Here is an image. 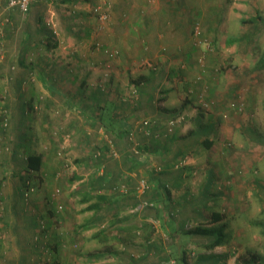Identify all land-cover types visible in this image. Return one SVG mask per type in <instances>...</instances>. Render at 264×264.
<instances>
[{
  "label": "rangeland",
  "instance_id": "1",
  "mask_svg": "<svg viewBox=\"0 0 264 264\" xmlns=\"http://www.w3.org/2000/svg\"><path fill=\"white\" fill-rule=\"evenodd\" d=\"M33 1L29 11L25 13L17 8L8 9L6 0H0V181H3L0 189L3 193L0 201V264H17L16 260L19 254H25L31 264H43L45 258L49 259L50 264H54L52 259L54 254L57 255V261L60 264H121L122 260L126 261V256L131 255L129 253H133V256L145 253L146 250L143 249L145 247L140 245L148 244L150 246V243L154 241H164L161 243L168 245V248L165 246L164 250L171 254L165 264H180L174 257L179 258L183 250L185 251L186 264H199L200 255L203 254L200 252L203 249L195 241H205L207 238L205 234L197 233L190 238L183 234L182 229H173V227L180 226L183 221L184 230L193 228L199 222L207 223L211 211L216 210V207L209 208L210 205L207 203L210 200L208 198L210 192L201 196L204 191L202 189L206 184L208 171L220 168L223 172L219 175V186L226 187V184H234L242 191V195L228 201L229 206L233 207V212H231L233 216H227L226 219L219 222L207 223L205 226L219 227L225 221L229 223L228 227L231 229L223 231L229 235L227 240L231 241L227 245L230 250L229 255L233 257L230 264H264V68L258 67L259 61L264 57V0H226L218 6L217 12L221 15L227 8L228 14L231 3H234L235 6L231 10V13L236 16L235 22L234 20L229 21L228 25L224 26L225 29L234 23L227 38L228 41L232 38L235 40L226 42V44L222 43L226 36H221L223 33L221 28L218 30L219 37L213 38L211 37L213 31L205 34L202 27L210 26L209 20L204 25L201 21L194 20L196 22L193 26H197L200 32L199 35H195L194 27H192L191 45L196 48V51L189 58L180 55L181 60L177 63L178 66L182 64V69L187 71V73L185 72L186 76L184 75L181 79L182 85L179 94L177 93L173 97L174 100L182 97L184 101L178 103L181 104V107H177L171 115L158 117L156 114H161L162 110H153V113L150 114V106H139V102L133 104L135 106L134 117L130 119L129 127L124 128L127 129L123 133L124 137L119 138L118 141L116 140L118 137L100 123L99 125L85 124L92 129V134H87V129L81 126L86 122L81 119L80 115L84 111L90 114L92 108L103 109L102 103L109 100V97L116 96L117 93L119 97L121 94L127 96L126 93L130 89V94H136V81L140 80L139 72L152 70L151 66L154 61L150 58L143 62L142 59L134 61L132 67L140 65L139 67L143 69L135 71L130 69L125 73L120 70L111 72L108 68L110 66L108 61H104L103 65L92 63L90 75L94 76L95 83L90 84L91 88L86 92V87L79 85V82L77 84L72 81L75 62H77L75 57L85 63L86 58L81 54V49L87 46L91 51H96L98 47L100 48L102 44L96 43L97 39L106 33V26L111 27L112 25L111 7L106 0H76L74 3H64L62 0ZM98 5H102L103 7H101L105 11L103 22H99L93 14L94 7ZM37 13L43 20L40 24V33L35 32L32 27L28 29L26 26L28 23L26 18L28 20V16L32 17ZM203 16L210 15L204 13ZM251 17H254L256 21L247 23L240 21ZM27 29L31 30L34 37L27 43L28 46L32 45L27 57V59H31L28 61L34 63L38 68L42 66L45 73L54 78L53 82L57 80L64 82V78L68 79L71 84L57 85L58 92L62 95L76 94L82 100L77 101V98L73 96L71 106L62 101L59 104L55 103L53 107L48 106L46 103L49 99V92L44 93L39 90V87L34 86L39 77L37 70L32 68L27 71L26 96L31 99L35 98L39 106L37 112L35 111V113L33 110L28 117L31 121L35 117L37 125L39 126L41 123V127L47 123L44 131H39L40 133L37 135L33 131L27 132V136L32 140L31 148L46 152L44 149L47 147L50 159L43 167V172L48 174L46 178L41 179L39 173H33L29 179L33 188L27 192L26 196H22L20 174L24 175L25 172L21 173L20 166H14L11 161L2 162V158L16 143L14 123L9 121L7 126V120H12V116L16 121L18 119L16 116L17 102H12L8 108L6 104L9 95L15 93V89L14 92H11L12 86L10 85L15 79L14 73L17 69V62L7 59V50L10 49V47L7 48V43L10 41L11 47H17L20 35H23ZM12 33L15 35L13 40L7 38V35ZM223 34L225 35V32ZM237 36L241 38L238 39ZM79 37L84 38L85 41ZM48 40L51 43L57 42V46L48 49L45 46ZM164 49L162 51H165ZM166 55L163 53L160 54V57ZM90 61L95 60L91 59ZM82 68V64L78 66V71L81 73H83ZM81 78L79 76L77 79L80 81ZM98 78L100 80H97ZM143 80L146 85H150L145 79ZM93 93L95 94L93 103L84 100L85 95ZM162 94L159 86V90L155 93V104L159 107L163 105ZM55 96L58 95L55 94ZM127 97H131V95ZM67 110L81 112L76 114L80 119L76 121L77 125L75 126L78 128L74 131L66 130L65 123L54 124V119L61 121L67 115L70 116ZM123 113H119V115L125 116L126 113L124 111ZM106 115H108L106 118L110 120L112 115L109 109L106 111ZM178 115L183 116V119L176 124L173 132L176 129L178 131L184 129L180 135L185 134L190 127L195 125H199V128L212 125L208 132L197 133L195 138L194 135H189L186 140L188 147L183 152L181 161L185 160L184 167L187 165L192 167L187 174L189 176L188 186H185V189L191 191L192 195L187 196L183 190V192L181 191L183 194H173L176 193L174 191L167 199L168 205H165L163 199L160 198L150 203L152 207L150 209V206L143 205L146 200L142 199L141 204L137 207L139 199L142 197L140 195L145 193L149 187L150 173L147 174V171L151 164L141 167L134 162L128 163L127 167L123 166L124 169L121 171L117 170L115 163L125 158L127 153H133L134 144H137L135 148L139 149L142 154L147 150L144 148L145 145L150 149V135L138 131L140 122L143 120L153 121L154 129L158 131V127L160 132L164 133V125L168 119ZM39 117L42 118L41 122L37 120ZM82 118L84 117L82 116ZM80 122L82 123L78 125ZM31 123L35 129L34 121ZM38 126H36V130ZM25 130L22 132L26 138H23V142H19L23 146L27 139ZM130 132L133 133V139L128 136ZM141 134L145 136L143 137ZM166 136L168 135L161 134L156 139L161 141L166 139ZM206 138L211 140L209 148L202 145V141ZM110 140L118 156L113 158L107 157L106 154V156L97 159L95 150L102 147L103 151L104 145L106 147V142H111ZM84 147H87L86 151L83 150ZM57 149L60 155L56 153ZM53 152L55 154H52ZM148 153L150 154V150ZM134 155L136 158L143 157ZM64 159L68 165H65ZM227 160L230 162L217 166L218 161L224 163ZM19 161L22 162L18 159L16 163ZM148 161L150 163V157ZM153 167L161 169L157 171L164 170L162 165L157 163ZM170 169L177 170L173 165ZM226 169L229 171L228 175H226ZM101 171L107 173L106 178L110 176L111 181L118 182L125 175L128 177L127 180H130V174L133 173L135 181L132 183H135V191L129 192L130 185L127 184V192L113 196L108 195L109 200L93 196L83 201L85 191H89L86 189L89 187V182L95 181L96 172L98 174ZM50 175L54 177L50 178ZM142 180L147 185L143 192L138 189ZM14 186L17 187L16 190H14ZM151 188L149 187V189ZM8 189L13 192L11 196L5 194ZM127 194L128 196H125ZM121 195H124L126 200L119 207V219L128 223L127 231L122 233L112 231L114 228L111 230L112 227L109 225L112 220H103L95 227L90 226V228L79 226L87 223L88 217L98 209L87 208L89 205H100L99 207H101L108 202L112 203L111 199L115 196V201H117L119 199L117 197H121ZM188 198L191 202H186ZM221 200L223 198L219 199V203ZM194 203L201 205V219L196 217L199 211H194ZM131 209L132 211H130ZM140 209H144L149 216L147 219L135 221L133 212ZM9 216L14 219L21 217L24 220L25 218L30 222V225L26 226L25 224L20 234L14 233L12 227L7 225ZM104 230L107 231V234L103 233ZM100 231L102 232L100 233ZM20 236L21 244L16 242ZM38 237L39 239H37ZM129 237L136 240L137 251H126L127 247L123 242ZM180 238V243H176ZM25 239H28V245L25 244ZM119 243L122 244L119 245ZM53 247L57 250L54 254ZM107 249H118V251L114 255V251L110 253L111 250ZM95 253H101L100 257L93 258L92 255ZM109 260L111 262H106ZM146 262L150 264V256L141 258L138 264ZM156 264H161V262H156Z\"/></svg>",
  "mask_w": 264,
  "mask_h": 264
},
{
  "label": "crops",
  "instance_id": "2",
  "mask_svg": "<svg viewBox=\"0 0 264 264\" xmlns=\"http://www.w3.org/2000/svg\"><path fill=\"white\" fill-rule=\"evenodd\" d=\"M224 1L226 0H106L107 4L111 7L110 20L112 25L111 27L106 26L105 27L106 33L99 36V39H97L96 43L99 42L103 46L100 45V48L98 47L96 51H91L87 46L81 49L80 51L81 54L86 58L85 63L80 62V58L75 57L78 64L77 62H75V71L73 72L72 75L73 78L72 81L77 84L79 82V85H81L82 87H86V92H87L91 88L90 84H93V82L95 81L94 76L90 75L92 63L94 65H97L98 63L103 65L104 61H108V63L110 64L108 68L110 69L111 72L114 70L116 72L120 70L125 73L127 71H130V69H132V71L139 69L142 70L143 68H140L139 67L140 65L136 67H132L134 61H138L139 59H142L143 62L144 60H148L150 58L154 62L153 65L151 66L152 70L149 71L150 73L148 71H142V72L140 71L141 73L139 72L138 77L140 78V80L136 81L137 83L135 82L137 87L136 94L134 93H133L134 95H132V93L130 94L129 93L130 89H129L126 94L131 95V97H127L128 95L122 96L121 93H120L121 94L120 97L118 96V93L116 96L109 97L108 98L109 100L104 101L102 103L104 107L103 109L96 110L95 108H92V112L90 111V114L84 111L81 114L84 118H82L81 115L80 117L86 123L81 124L82 122H80L78 123V125L81 124L82 127L86 128L87 134H92L91 133L92 129L87 127L85 124H91V125H95V124L99 125V123L103 124L105 127H107V129H110L111 133H116V136L118 137L116 138V140L118 141L119 138L124 137L123 133L127 131V129L124 128L129 127L130 125L129 121L132 117H134L135 106L133 104H136L137 102H139V106L142 107L150 106V114L153 113V110L156 111L162 110L163 112L161 114L160 113L156 114V116L158 117H165L166 115L173 114V112L177 107H181L180 106L181 104L178 103L179 102L182 103L184 101L182 100V97H179L178 99L175 100L173 99V97L175 96V94L177 93L179 94V90H181L180 87L182 85L181 79L187 73L185 69H182L181 66L183 65L181 64V66H178L177 63L180 62L181 60L180 55H183L185 58H189L190 56H193V53L196 51V48L193 45H191L192 27H194L193 26L195 24L194 22H196L194 20L201 21L203 25L208 22L207 20H209L210 26H208L207 28H204V26L202 27L205 30V34L206 32L210 33L212 30L213 33L211 37L213 38L219 37L218 30L219 28H221L223 33L225 32V35L222 33L221 36L223 37L226 36V38L223 39L222 42L224 44H226V42H230L231 40H235V38H232L230 41H228L227 38L228 33L231 32V30L233 29L234 23L233 25H229L224 29V26L225 25L227 26L229 21L231 22L234 20L235 22L236 20V16H234V14L231 13L232 7H235L234 3L230 4L231 8L228 14H227L228 8L225 10V12H222V15L221 13L217 12L218 6L222 5V2ZM203 12L205 14H209L210 16L204 17ZM26 22H28L26 24L28 29L32 27L35 32L38 33L41 32L40 24H42L43 20L40 14L37 13L32 17L28 16V20L26 18ZM28 29L25 31L23 35H20L17 42L18 44L17 47L15 48L11 47L10 41H8L7 43L8 44L7 48L10 47V49L7 50V59L15 60L17 62V69L16 72L14 73L15 79L10 85L12 86L11 92H14L15 89V93L9 95L8 98V102L10 103V106L12 102L14 101L17 102L16 116L18 117V119L17 121L13 119V123L15 125L14 132H16V143L23 142V138L21 135L24 134V132L22 131H24L25 129H26L25 130L26 136H27V132H32V131L35 132V135H37L40 133L39 131L41 130L44 131L45 127L47 126L46 125L47 123L43 125L44 127H41V123L38 126L35 117H33V121L35 125V129H34L31 123L33 121H31L30 117H28L29 113H27L26 111L23 112L24 105L25 107H27V103L30 101L31 98L26 96L27 92L25 89V84H26L25 81L28 70L32 68L37 70V74L39 75V77L34 86L39 87V90L43 91L44 93L49 92L50 94L48 95L49 99L47 100L46 103L48 106L53 107L55 103L59 104L60 101L65 102L69 106H71L72 105L71 98L73 96L77 98V101L82 100V98L76 94L62 95L61 93L58 92L59 90L57 88V85L71 84L68 81V79L64 78L63 79L64 82L58 80L53 82L54 78H51L50 74L45 73L42 66L38 68V66L34 65V63L28 61L31 59V58L27 59V57L29 54V50L32 48L31 47L32 45L29 44L28 46L27 43L30 42V39L33 37L31 30ZM7 38L13 40V38H15L14 33H12L11 35L8 34ZM237 38L239 39L241 37L237 36ZM79 39L84 40V38H80V37ZM162 49H164L165 51H162ZM163 53H166L167 55L165 57L164 56L160 57V54ZM91 59H94L95 61H90ZM161 62L164 63L162 64ZM81 64L83 65L82 68L83 73L78 71V66H80ZM79 76L82 77L80 81L77 79L79 78ZM143 79H145L147 83H150V85H146ZM97 80L100 79L98 78ZM112 80H113V76H112ZM159 86L161 87V92H163L161 99L163 103L162 107H159L158 105L155 104V93L157 90H159ZM112 93L115 94L114 92ZM55 94H57L58 96H55ZM84 100H86L89 103H93V101L95 100V94L93 93L92 95H85ZM108 109L112 115L110 120L109 118L108 119L106 118L108 116L106 115V111ZM123 111L126 113V115L120 116L119 113H123ZM67 113L70 114V116L67 115V117L61 121L58 119H54L55 120L54 124L65 123L64 127L66 130L70 129V131L71 130L74 131L76 128H78L75 126L77 125L76 121L80 119L79 115L76 114L81 112L79 110L72 112L70 110H67ZM37 120L38 122L39 121L41 122L42 118L39 117L37 118ZM36 126H38L37 130H36ZM198 126L199 125L190 127V129H188L186 133L183 135H180L181 134L180 132H184V129H181V131H178V129H176L175 132L171 133L172 134L171 136L170 134L168 135L170 137L166 136V139L164 138L161 141L150 137V143H149L150 149H148V147L145 145L144 148L147 150H145L144 151L145 153L142 154L143 157L142 158L137 157L136 158L137 161H134V163L137 164V166L147 167L149 164H151V166L153 167V165L157 163L162 165L164 169L162 171H156L157 174H154L155 175L154 179L153 178L150 179V177H148L150 180L149 183L153 185L152 188L145 193V195L148 198L151 199L153 197L154 201L162 198L166 205L169 195H171L174 191H176V193L173 194H179L184 191V194H186L187 196L192 195L191 191L185 189V186L186 187L188 186L187 182L189 176H187V174L189 169L190 168L192 169V167L187 165L181 169L171 170L170 163L176 158H178L179 155L183 156V152H185L186 147H188V144L186 145V140L188 139L189 135L191 136L194 135L195 138L197 133H203V131L201 130L202 127L199 128ZM211 126L212 125L205 126L208 129L207 132L211 129ZM141 135L143 137L145 136L143 134ZM31 141L32 140L30 139V137L27 136L26 144H24L22 148H24L25 146L31 147ZM46 149L48 148L46 147L44 150ZM86 149L87 147L83 148V150L85 151ZM121 149H122V145H121ZM148 150H150V154L148 153ZM173 151H175V153H173ZM44 157L46 158L47 156L44 155ZM149 157H150V163L148 161ZM151 157H153L152 161H151ZM4 158L6 161H9L8 159L9 157L6 158L5 156H3L2 159ZM121 160L117 161V163L115 164L117 170L123 171L124 169L123 166L127 167L126 164L129 161H127L126 158H123ZM229 162L230 160H227L226 162L224 161V163L223 162L220 163L218 161L217 166L224 165L225 163H229ZM130 166L131 164L129 165V167ZM225 171L227 172L226 175H228L229 171L227 169ZM222 172H223L222 168H220L219 170L213 171L212 169L208 171L206 184L202 189L204 191L201 194V196H203L205 193L210 192V195L208 197L210 200L207 204L210 205L209 208L211 209H214L216 207L215 208L216 210L211 211V215L214 212H219L222 214V217L220 220H218V222L223 219H226L227 216H233L232 215L233 213L231 214V212H233L232 211L233 207L229 206L228 201L230 200L232 201V199L236 197L238 198L242 195V191L239 188H236L237 186L234 184L232 185L226 184V187L219 186L220 185L219 175ZM151 173H153L152 170L148 169L147 174H149L150 176ZM133 175H134L133 173L130 174V180H127L128 184L130 185L129 192L135 191L134 189L135 183H132V181L133 182L135 181V177H133ZM120 182H123V180H120ZM15 188L17 187L14 186V190H16ZM12 193H13L12 190L9 189L5 191V194H7V196H11ZM1 194L3 193L1 192ZM125 196H128V194ZM140 196L142 197L141 199H139V203L137 207H139V204H141L143 198H144L143 201L147 199L144 195H140ZM117 198L119 199L115 201L116 199L115 196L114 198L111 199L112 203L108 202L106 205L98 207L96 212L93 211L91 216L88 217L89 218V220L87 221L88 225L95 227V225L102 222L103 220L106 221L112 220L111 221L112 223H109V225H111L112 227L111 230L114 228L112 231L116 233H122L123 231H127L129 229L127 228L128 223H124L119 219L120 218L119 207L121 203L124 204V201L126 199L124 198V195L123 196L121 195V197H117ZM222 198L223 200H221L219 203V199ZM186 202H191V201L188 198V201ZM195 204L196 203H194V205ZM193 209L195 212L196 210L199 211L197 213L198 216L196 217L201 219V215H202L200 213L201 205L197 204L193 207ZM130 211H132V209ZM133 214L135 216V221L147 219V217L149 216V214L145 213L144 209L142 210L140 209L135 213L133 212ZM94 220H98V221L95 224H91V222ZM207 223L209 224L212 222H207ZM207 223L199 222L196 223V225L207 227L205 226ZM25 224L26 226L30 225V222L28 220H25V218L24 220L21 217H19L18 219H14V218H10L9 216V218L7 219V225L9 227H12V231L14 233L18 232V234H20ZM228 225L229 223L225 221L224 223L219 225V227H210V228L222 229V230L229 228L231 229V227H228ZM184 227L185 226L181 227L180 224V226L173 227V229H180V230L182 229V232H184L186 231L184 230ZM107 230L110 231L109 228ZM103 233L107 234V231L104 230ZM223 233L225 235L224 240H222L221 243L215 245L211 249H206L204 247V244L210 241V237L207 234H205V236L207 237L205 241H199V240L195 241L197 244L200 245L201 249H203L200 252L203 254L200 255L199 264H209V263L230 264L233 261L232 260L233 257L229 255L230 250L229 248H227V245L229 244V242H231L227 240L229 238V235L224 231ZM195 234L191 233L188 236L185 234L184 235L191 238L192 236H195ZM92 238L94 239L95 235L92 236ZM25 240H26L25 244L28 245V239ZM180 240L181 238L177 239L176 243L179 244ZM16 242L21 244L22 242L21 236L16 240ZM161 242L164 241H159V242L154 241L153 243H150V246L148 244L140 245L142 247H145L143 249H145L147 253L146 252L143 254L141 253V255L138 254L137 256H133V253H129L131 255L126 256V261L122 260L121 264H138L141 261V258H148L149 256H150V264H156V262L159 263L161 262V264L162 263L165 264V262L169 260V255L171 254V252L167 251L166 253L164 247L166 246L168 248V245H165L164 243ZM102 243L104 244V242ZM121 244L122 243H119V245ZM123 244L127 247L126 251L128 250L130 252L137 251L136 249L137 242L136 240H134L133 237L131 239L129 237L126 241L123 242ZM107 250L108 251L111 250L110 253L114 251V255L117 254L116 251H118V249H107ZM98 255H101V253H95L92 255V257L96 258ZM99 257L100 256H98V258ZM16 261L17 264H31V262L28 261V257L27 256L25 257V254H21V255L19 254V257ZM106 262H111V261L109 260ZM145 264H149V263L146 262Z\"/></svg>",
  "mask_w": 264,
  "mask_h": 264
},
{
  "label": "trees",
  "instance_id": "3",
  "mask_svg": "<svg viewBox=\"0 0 264 264\" xmlns=\"http://www.w3.org/2000/svg\"><path fill=\"white\" fill-rule=\"evenodd\" d=\"M7 1L8 0H6V4H7ZM33 2L34 1H32V3ZM62 2H64V3H67V2L74 3V2H76V0H62ZM32 3L30 4V6L32 5ZM12 8H17V7H12ZM27 11H29V8H28ZM258 18L260 19V17H258ZM254 20L256 21V19L254 17H251V18H248V19H246V18L245 19H241V21L243 23L255 22ZM263 21H264V19H263ZM45 46L48 49H51V48H54V47L57 46V42L51 43L48 40V41H46ZM258 67L259 68H264V57L259 61ZM34 99L35 98H33V99L30 98V101L27 103V107H25V105H24L23 112L26 111L27 113H30L33 110H34V112L35 111L37 112V109L39 108V106L37 105L36 99L35 100ZM6 104H7V108H8L10 106V103L8 102V100H7ZM12 118L14 119L13 116H12ZM13 119L12 120L8 119L6 125L8 126L9 121H11L12 124H13ZM13 126H15V125L13 124ZM154 127H155V125L152 126V133L150 134V137L156 139V137H159V135H161L162 132H160V129L157 127V129L159 131V134L156 136L155 133H154V130H155ZM164 127H165V125H164ZM201 130L203 131V133H206L208 129H207V127L204 126V127L201 128ZM113 135L116 136V133H113ZM21 136H22V138H26L24 136V134H22ZM109 144H112V141L111 142H109V141L106 142V147L104 145V150L103 151L101 149L102 147L101 148H97L95 150V155H96L95 157H97V159H100L101 157L106 156V154H107V157L108 156L109 157H113L112 154H111V149H113V148H111ZM202 145L205 148H209L210 145H211V140H209L207 138L204 139L202 141ZM22 147H23V145H21L19 143H16V144L13 145V147L11 146V148L9 149V151L4 156L6 158L9 157L8 158L9 161H11L14 166L15 165L20 166L21 173L23 171L25 172L24 175L23 174H20V180H21V183H22V187H20V190H21L20 193L22 194V196H26L27 195V192L30 191L31 188H33L32 185H31V183H30V180H29L33 173H35V172L39 173L41 179H45L46 176L48 175L47 172H45V171L43 172V167L46 165V162L48 161V159H50V152L48 151L49 149H46V152L43 153V152L37 151V150H35V149L31 148V147H26V146L24 148H22ZM97 152H98V154H97ZM56 153L58 155H60V152H59L58 149L56 150ZM52 154H55V153L53 152ZM44 155H46L47 157L45 158ZM182 157L183 156L180 155L178 158H176L175 160H173L170 163V166L174 165ZM113 158H116V156L113 157ZM125 158L127 159V161H129L131 163H133L134 161H137L136 160V156L133 153H127V155H125ZM140 158H142V157H140ZM18 159L22 160V162L19 161L18 163H16L18 161ZM2 160H3L2 162L6 161L5 158L2 159ZM64 160L66 162V159H64ZM6 162H8V161H6ZM129 162H127V164ZM65 165H68L67 162L65 163ZM150 170H152V172H153L150 175V179H152V178L154 179L155 178V175L154 174H157V172H156L157 171V168H154V167L150 166ZM106 175H107V173H105V171H101L98 174L96 172V179H95V181L89 182V185H88L89 187L86 188L89 191H85V193L83 195V201L88 200V199L92 198L93 196H96L97 198H100L102 200H109L108 199V195L113 196V195H116V194L123 193V192L120 191L119 185H120V183L128 184V182H127V179H128L127 175L123 176V179H122L123 182L111 181L109 179L110 176H109V178H108V176L106 178ZM52 177H54V176L53 175H50V178H52ZM2 183H3V181H0V189H1ZM152 186L153 185L151 183H149V187H152ZM149 187H148V189H149ZM148 189L145 191V193L148 191ZM145 193H143L142 195H144L147 198L146 199V201H147V205L146 206H150V209H152L150 203H153V201H154L153 200V197L150 199V198H148L145 195ZM53 195H54V193H53ZM52 198L54 199V197H52ZM1 199H2V197H1V191H0V201H1ZM99 206L100 205H89L87 208H90L91 207V209H93V208H98ZM221 217H222V214L221 213L214 212V213H212V215L210 216V219L207 222L218 221V220L221 219ZM97 221L98 220H94V221L91 222V224H95ZM79 226H81L82 228H90V225H88V223H83V225L80 224ZM182 226H184V221L181 223V227ZM101 232L102 231H100V233ZM191 233H194V234L195 233L207 234L210 237V241L208 243L206 242V244H204V247L206 249H211L215 245L221 243V241L224 240V236H225L222 229H215V228L212 229L210 227H203L201 225H196L195 227L190 228V229H187L186 231L183 232V234H185L187 236L189 234H191ZM37 239H39V237ZM55 244L57 245V243H55ZM53 246H55V245H53ZM54 248L55 247H53V249H52L53 250V254L57 251ZM176 258H177L178 263H180V264H186V261H185V251L184 250L181 253V255L179 256V258L178 257H176ZM52 259H53V263L54 264H60L57 261V255L56 254L52 255ZM48 260H49L48 258H45L43 264H50ZM249 260H250V258H249ZM209 264H217V263H209Z\"/></svg>",
  "mask_w": 264,
  "mask_h": 264
},
{
  "label": "built area",
  "instance_id": "4",
  "mask_svg": "<svg viewBox=\"0 0 264 264\" xmlns=\"http://www.w3.org/2000/svg\"><path fill=\"white\" fill-rule=\"evenodd\" d=\"M33 0H8L7 1V8L10 9L12 7H17L19 10H21L22 12H26L28 10V8L30 7V4L32 3ZM102 6V5H101ZM100 5L94 7L93 11H94V15L96 16V18L100 21V22H103L105 20V11L103 10V6L101 7ZM194 34L195 35H199L200 32H199V29L198 27L194 26ZM183 119V116H176V117H171L165 124V129H164V133L162 132V134L164 135H169L173 132V128L176 126L177 123H179L181 120ZM152 126H154V122L153 121H148V120H143L142 122H140L139 124V130L138 131H141L143 132L144 134L146 135H150L152 133ZM154 133L155 135L157 136L159 134V132L157 130H154ZM133 133L130 132L129 133V138L130 139H133ZM111 148H113L112 144H109ZM137 147V144H134L132 150H133V153L136 154V155H139L141 156L142 153L139 152V149L135 148ZM98 154V152H97ZM111 154L113 157H117L118 153L117 151L113 149H111ZM182 159V158H181ZM178 160L173 166L174 168L176 169H179L180 167H184L183 164L186 163L185 160L181 161ZM181 161V162H180ZM157 170H161L160 168H158ZM119 188H120V191L125 193L127 192L128 188H127V184L125 183H120L119 185ZM147 188V185L145 183L144 180H142L140 183H139V186H138V189H141V191L143 192L145 189ZM143 205H147V201H144Z\"/></svg>",
  "mask_w": 264,
  "mask_h": 264
}]
</instances>
